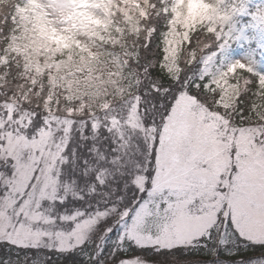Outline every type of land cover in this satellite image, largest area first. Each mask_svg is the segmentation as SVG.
Returning <instances> with one entry per match:
<instances>
[{
	"label": "rangeland",
	"instance_id": "obj_1",
	"mask_svg": "<svg viewBox=\"0 0 264 264\" xmlns=\"http://www.w3.org/2000/svg\"><path fill=\"white\" fill-rule=\"evenodd\" d=\"M26 1L32 10L15 7L20 32L12 38L25 45L10 43L9 52L20 57L25 82L35 89L16 87V94L6 96L0 88V173H12L0 176L11 193L0 202V241L67 254L92 243L102 250L116 233L119 245L196 249L215 227L212 241L231 250L237 248L231 229L224 235L217 214L240 204L244 210L234 224L239 236L247 245H264V116L237 126L234 115L250 85L247 79L237 84L234 76L258 63L238 51L217 65L220 52L202 39L180 55L191 30L219 0H172L187 8L173 10L164 64L174 81L169 85L152 80L156 59L148 42L142 44L145 65L131 70V77L122 64L127 57L111 55L98 42L114 20L121 17L120 27L135 28L148 17L147 0ZM230 33L241 45L249 43L245 30L234 27ZM6 62L3 57L1 64ZM201 70L213 73L208 91L191 89L187 76H200ZM57 90L77 103L63 106ZM159 98L165 102L160 111ZM38 115L43 125L35 129ZM77 149L98 155L101 167L92 182L83 183L92 169L81 168ZM121 159L129 186L117 189L108 181ZM18 201L22 212L9 215ZM177 255L150 253L115 264H264V253L237 261Z\"/></svg>",
	"mask_w": 264,
	"mask_h": 264
},
{
	"label": "trees",
	"instance_id": "obj_2",
	"mask_svg": "<svg viewBox=\"0 0 264 264\" xmlns=\"http://www.w3.org/2000/svg\"><path fill=\"white\" fill-rule=\"evenodd\" d=\"M147 2L149 16L142 18L135 28L120 27L119 23L123 24V19L120 17L118 21H113L115 23L112 24L110 33L103 34L100 37L101 41L98 42L105 50L111 49V53L109 52L111 55L115 52L122 58L127 57L125 58L127 62L122 64L126 76L132 73L129 77L134 76L132 71L137 70L138 66L143 67L145 65L143 59L145 47L142 44L148 42V50L150 49L151 54L156 59L155 68H151V74L155 76L152 80L169 85L174 81L170 80L164 64L167 39L172 30V19L175 16L173 10L175 6L178 12L182 13L186 10L187 6L179 7L172 0H147ZM16 6L21 10H32V7H30L26 0H0V30L2 31V36L0 35V88L6 93V96L7 94H11L10 96L16 94L18 92L16 87L23 88L24 86L25 93H29L35 89V85H29L25 82L26 72L24 71L20 57L12 55L9 52L12 38L20 32V23L17 22L16 18L18 10L15 8ZM257 20L260 21L258 27ZM234 27L246 31L249 39L247 45H241L237 37L230 33ZM120 29H125V31L120 34ZM262 37H264V0H219L211 11L210 17L191 30L188 42L184 43L185 46L180 50V55L183 58L189 52L190 44H194L198 39H202L203 42L209 41L213 43L217 52H220L215 61L217 65L222 62L224 57L238 51L247 52L257 61L258 65L255 69L242 68L234 76V82L237 84H241L244 79L250 81L249 90L239 97L237 106L234 108L237 126L248 124L257 120L259 116H264V75H259V73L264 72V56H262L264 54L261 48V46L264 47V41H261ZM130 52H132L131 55H128ZM3 57H7V62L1 64ZM181 63L184 64L183 61ZM191 65L192 63H187L185 70L188 71ZM199 65L203 66L202 63H199ZM194 66L198 67V65ZM139 68L142 69L141 67ZM186 71H184V74ZM190 76L188 75L187 77L191 81V89L196 88L200 91H208L207 86L211 83L213 73L206 74L201 70L200 76H196L195 78ZM146 88L147 90L149 89L147 85ZM47 89L50 88L47 87ZM57 92L59 95L57 97H61L63 106H73V104L77 103V101L69 103L64 98L61 90H57ZM32 106L43 109L36 105ZM156 108L158 111L165 108L163 99L159 98L157 100ZM59 115L65 116L62 112ZM42 125L43 122L40 115H38L35 129L42 127ZM73 135L74 139L76 136L75 134ZM77 150V161L81 168L92 169V172H86L87 176L84 177L83 183L94 181L96 171L98 168L100 170L101 167L99 160L97 161L98 155L96 156L94 153L90 154L89 151L83 153L79 149ZM85 150L86 148L84 147L83 151ZM109 155L114 156L112 151ZM120 164L119 170H115L113 166L111 167V169L113 168L112 175L114 177L108 181L109 185L117 189L129 186L128 177L126 176V172H124L128 170V167L122 159L120 160ZM121 172L122 175L119 177ZM232 238V242L237 245L236 249L232 248L229 250L227 247L223 248L212 241L208 245L207 250L202 247L199 248V254H197V248H193L187 250V256L180 253L170 256H178L177 254H180L185 259L200 258L203 260L213 259L215 256H218L224 260L237 261L249 259L252 256L264 253V247L260 245H247L246 240L239 239L235 235ZM141 249L145 250L141 251ZM226 251H231L233 254L225 255ZM150 253H153L150 248L136 247L131 241H125L122 245H119L117 235L114 233L102 250L98 248V245L92 243L67 254L31 251L29 249L12 247L7 243H0V264H115L119 259H128L132 256L148 255Z\"/></svg>",
	"mask_w": 264,
	"mask_h": 264
},
{
	"label": "snow or ice",
	"instance_id": "obj_3",
	"mask_svg": "<svg viewBox=\"0 0 264 264\" xmlns=\"http://www.w3.org/2000/svg\"><path fill=\"white\" fill-rule=\"evenodd\" d=\"M259 75H264V72L259 73ZM0 143H2V141H0ZM14 172V169H13ZM12 173H0V176H5L7 178H11ZM33 183H35V180H33ZM11 196V193L9 192V185L5 184L3 182L2 179H0V202H3L4 200H6L7 198H9ZM63 201H61L62 203ZM24 207V204L22 201H18L16 206L14 208H12L9 212V215H13L16 211H21ZM243 206L238 204L236 206L235 209H231V208H227L225 210H221L218 214H217V223L223 225L222 227V231L224 233V235H228L229 234V229H231L232 234L235 235L237 238L239 239H243L242 237L239 236V231L234 227L235 224V215L237 213H242L243 212ZM106 231H111V229H108ZM215 234V227H213L212 229L209 230L207 237H201V243L197 246H195L197 248V254H199L198 249L199 248H204L205 250H207L208 245L212 242L213 240V236ZM0 243H8L11 244L12 247L15 248H19L21 247V245L18 244H12L11 241L8 240H3L0 241ZM223 243V241H222ZM136 246V245H134ZM261 247H264V245H260ZM138 247V246H136ZM193 245H178L176 246V248H168V249H161L159 247V245H155V246H151L150 250L157 256H167V255H174L176 253H180L184 256L188 255V249L193 248ZM52 251H54L55 249H51ZM145 249H141V251H144ZM36 251H39V249H36ZM233 254L231 251H226L225 255H231ZM120 264H123V262H120Z\"/></svg>",
	"mask_w": 264,
	"mask_h": 264
},
{
	"label": "clouds",
	"instance_id": "obj_4",
	"mask_svg": "<svg viewBox=\"0 0 264 264\" xmlns=\"http://www.w3.org/2000/svg\"><path fill=\"white\" fill-rule=\"evenodd\" d=\"M11 43L14 48H20L25 45V40L18 37L16 40H12Z\"/></svg>",
	"mask_w": 264,
	"mask_h": 264
}]
</instances>
